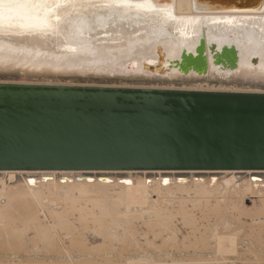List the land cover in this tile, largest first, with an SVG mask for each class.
<instances>
[{
	"label": "rangeland",
	"instance_id": "rangeland-1",
	"mask_svg": "<svg viewBox=\"0 0 264 264\" xmlns=\"http://www.w3.org/2000/svg\"><path fill=\"white\" fill-rule=\"evenodd\" d=\"M83 42L84 40H74L73 44L83 47ZM162 42L169 58L179 56L180 45L175 46L165 40ZM142 48H145L144 51L151 59L155 58L153 47ZM239 53V67L233 72H222L220 67L212 63L209 55L210 69L207 77H200L193 72L182 76L177 70H172L168 77H162L145 72L139 61L133 64V68H136L134 71H125L129 59L123 63H107L100 60L95 51L89 54L79 51L60 58L47 53L7 54L0 51V83L264 93V49L256 46L252 53ZM114 55L117 56L116 53ZM254 58L257 59L256 62ZM232 178H235L234 186L223 185L224 181ZM135 179L146 182L162 180L167 185L184 183L191 192H180L177 185H174L168 193L159 190L144 199L131 193L126 196L133 201L131 208L120 205V202V206H114L113 204L117 205L115 193L84 196L76 190L75 194L71 190H55L56 186L51 189L44 187L42 200L39 199L40 196L27 197L26 202L18 199L17 202L9 203L7 197L3 196L9 189H27L28 182L41 184L46 180H54L59 187L66 185L65 181L86 180L94 184L106 181L118 185L117 183L125 184ZM200 182H211L209 184L214 185L220 193L210 196L195 194L194 186ZM0 192V264H264V172L232 174L224 171H191L143 174L141 171H132L56 175L47 172L17 173L13 179L8 174L0 173ZM132 195L137 198H132ZM66 197L70 199L67 200ZM88 198H106L115 214L103 215ZM198 200L202 204L197 203ZM184 201H187L186 205ZM7 208L11 211L7 212ZM165 209L169 212L165 213ZM59 211H62L63 217H60ZM154 211L158 212L157 216ZM5 212L11 216L9 221L1 218L6 215ZM210 214H213L212 218ZM168 215L169 218H166ZM31 217H34V222ZM162 217L168 223L160 220ZM216 236L225 239L226 251L231 247L229 242L235 240L234 251L224 253L217 250Z\"/></svg>",
	"mask_w": 264,
	"mask_h": 264
},
{
	"label": "water",
	"instance_id": "water-1",
	"mask_svg": "<svg viewBox=\"0 0 264 264\" xmlns=\"http://www.w3.org/2000/svg\"><path fill=\"white\" fill-rule=\"evenodd\" d=\"M195 1L221 13L264 3ZM236 60L233 48L216 57ZM178 64L206 75L204 41ZM0 171H264V93L0 83Z\"/></svg>",
	"mask_w": 264,
	"mask_h": 264
},
{
	"label": "bare ground",
	"instance_id": "bare-ground-1",
	"mask_svg": "<svg viewBox=\"0 0 264 264\" xmlns=\"http://www.w3.org/2000/svg\"><path fill=\"white\" fill-rule=\"evenodd\" d=\"M169 3L170 5L166 7H159L156 5H152L150 2L145 0H31V2L28 3L26 6L18 7V8L10 9L7 7V5H0V51L7 54L47 53L50 54L52 57H58V58L63 57L65 55H71V54L73 55L74 53L76 54L79 51H82L83 53H87V54H89L92 51H95L98 54V56L101 58L100 60L103 59L107 61V63L108 61L109 63L113 61H116L117 63L118 62L123 63L129 59L128 63L126 62L125 65V71L128 72L134 71L136 68H133L134 67L133 64H135L136 61L137 62L139 61L141 63V68L145 72L147 71L153 75L168 77L171 74L172 70H177L178 73L182 76H188L193 72L200 77H207L209 75V69H210L209 55L212 57V63L220 67L222 72H233L236 71L239 67V61H240L239 51L252 53L253 48L256 46H261L262 49H264V3L262 7L256 11L229 12V13L208 12L205 9L199 7L195 0H172ZM92 32L94 34H91ZM74 40L77 41L84 40L83 43L85 45L83 47H76L73 44ZM162 40L170 41L171 44L175 46L180 45L179 56L174 59L169 58L167 52L165 51L163 45L164 42H162ZM202 40L205 43V56L208 64L207 74L200 75L194 71H190L187 74H182L178 68L179 65L178 63L182 61V54L186 53L188 55L197 56V48L200 46ZM142 46L153 47L155 49V58L151 59L150 56H148V54L146 53V51H144L146 47L142 48ZM191 46L194 47L190 49ZM231 48L235 49L237 54V60L235 66L232 68L227 66L226 61H224L223 63H217L216 57L222 53L223 49H231ZM114 53L117 54L116 57ZM133 55L134 57H132ZM161 55L163 56V60L161 58ZM133 59H135L134 62ZM161 61L163 63H161ZM254 61L256 62L257 59L254 58ZM158 64L159 66L163 64L164 67L168 70V73L162 74L160 71L159 72L153 71L151 67L152 66L156 67L158 66ZM202 90L203 89H201V91ZM230 93H234V92H230ZM47 172H52V174L56 175L60 173L65 174V173H73V172L76 173L116 172L117 173V172H132V171H0V173L8 174L10 176V179H13L14 175L17 173L44 174ZM155 172L160 174L161 172L180 173V172H191V171H141V173L143 174H150ZM194 172L216 173L218 171H194ZM224 172H230L232 174H236V172L252 173V172H264V171H224ZM65 182L66 183L64 184L66 185L63 186L62 184V186L59 187H57V183H55L54 180H46L41 184H33L32 182H28L27 189H20V190L9 189L10 191L7 190L8 192L6 191V194L4 195L2 194V195L7 197L9 203H11L12 201L17 202L18 199L23 200V202H26L25 199L27 197L37 198L40 196L39 199L42 200L41 194H43V192L45 191V190L43 191V188L45 187L46 189L47 188L51 189L56 186L55 190H59V191L62 190L63 192H67L66 190H71L74 192L73 194H75V190H76L78 193L84 196L93 195V194L109 195V193H113V194L115 193L117 199L116 200L117 205L113 204L114 206H120L122 204V205H126V207L128 206L131 208L133 206V201L128 200L126 197L131 193H136L137 197L139 195L142 196L144 199L147 195L149 194L151 195V193H157L159 192V190H163L165 192L172 191V187L174 185H177V190H179L180 192H184V191H186L185 193H189V191L191 192V190L189 191L187 190L188 186L186 187L184 183H179V184L174 183L171 185H167V183L165 181L163 183L162 180L146 182V180L135 179L131 182L128 181L125 184L117 183L118 185L113 184L112 182L107 183L106 181H102L98 183L95 182V184L90 183L86 180L65 181ZM224 182H225L223 183L224 186H234L235 178H232L231 180ZM209 183L211 182L208 183L200 182L198 184L196 183L197 185L194 183L196 186H194L193 191L195 192V194L202 196H210L217 192L220 193L216 188L217 186L215 185L216 184L215 182L213 183L212 181V183L216 187L214 185H210ZM2 186L3 189H6L4 185ZM59 191L57 192V194L59 193ZM173 193L176 192L173 191ZM52 195H54V193ZM69 197H66L67 200L70 199ZM73 197L72 200L74 199ZM134 197L132 195V198ZM67 200H66V204H67ZM77 201L78 199L76 200V203ZM89 201L95 207H98L103 215L113 214L114 209L111 208L109 204H107L106 198L89 199ZM71 202H70V206H71ZM119 202L120 205L118 204ZM196 202L198 203L200 202V200ZM204 203L206 204L205 201ZM71 207L73 208V206ZM9 209L7 212L11 211ZM166 209L164 211L165 213L166 211H168ZM72 210H74V208ZM51 212L52 210L50 211V214ZM57 212L58 211L55 212L56 215L58 214ZM61 212L59 213L60 217L62 216ZM157 213L158 212L154 211V214L156 216ZM67 214H69V212ZM169 215L166 218H169ZM210 215H211L210 218H212L213 214ZM10 217L11 216L9 214L1 216V218L2 219L4 218V220L6 221H9V219H11ZM158 218L159 217H157V219ZM164 219L165 218L162 217L160 220H164ZM31 220L34 222V217H31ZM119 220L118 222L120 224ZM165 220L163 222H165ZM6 221L4 222L6 223ZM60 221L62 220L60 219ZM166 222L168 223V220ZM160 223L162 224V222ZM102 224L104 223L102 222ZM216 238H217L216 243L218 246L217 250L219 249L220 252H224V253H226L229 250L234 251L235 240H231L229 242L230 244L229 246L231 247L229 250L226 251V248L224 246L225 239L218 238V236H216ZM75 239L78 240V238L76 237ZM226 241L228 243L227 239Z\"/></svg>",
	"mask_w": 264,
	"mask_h": 264
},
{
	"label": "snow or ice",
	"instance_id": "snow-or-ice-1",
	"mask_svg": "<svg viewBox=\"0 0 264 264\" xmlns=\"http://www.w3.org/2000/svg\"><path fill=\"white\" fill-rule=\"evenodd\" d=\"M30 2L31 0H0V5H7V7L11 9L24 7Z\"/></svg>",
	"mask_w": 264,
	"mask_h": 264
}]
</instances>
